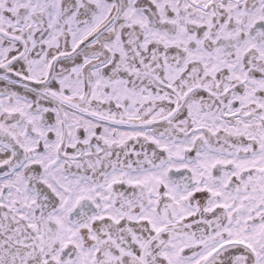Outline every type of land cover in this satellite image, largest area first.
I'll list each match as a JSON object with an SVG mask.
<instances>
[{"label": "snow or ice", "instance_id": "6c2138e0", "mask_svg": "<svg viewBox=\"0 0 264 264\" xmlns=\"http://www.w3.org/2000/svg\"><path fill=\"white\" fill-rule=\"evenodd\" d=\"M0 264H264V0H0Z\"/></svg>", "mask_w": 264, "mask_h": 264}]
</instances>
